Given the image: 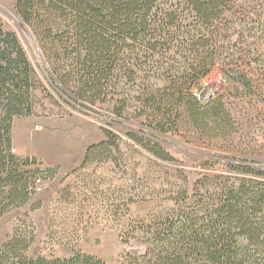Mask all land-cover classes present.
Listing matches in <instances>:
<instances>
[{"label": "trees", "instance_id": "16d2710c", "mask_svg": "<svg viewBox=\"0 0 264 264\" xmlns=\"http://www.w3.org/2000/svg\"><path fill=\"white\" fill-rule=\"evenodd\" d=\"M16 8L40 39L61 86L79 100L112 101L116 116L138 119L154 133L179 134L187 127L208 141L236 133L225 95L204 103L194 84L220 65L242 86L240 93L254 92L243 67L260 53H233L244 34L248 48L261 46L264 25L249 22L247 0H18ZM37 81L17 34L0 25V218L26 205L36 180L54 172L25 169L36 160L13 153V121L33 115ZM130 82L138 88L134 97L121 89ZM105 135L89 146L82 166L115 160L113 148L119 146L113 133ZM130 136L144 144L139 134ZM150 144L157 157L175 160L159 143ZM234 167L264 177L251 165ZM208 180L186 201L184 221L156 236L162 244L147 245L142 254L128 252L120 264H264V181L231 175ZM29 247L25 237L14 236L0 247V264H106L81 253L29 257Z\"/></svg>", "mask_w": 264, "mask_h": 264}, {"label": "rangeland", "instance_id": "374dc122", "mask_svg": "<svg viewBox=\"0 0 264 264\" xmlns=\"http://www.w3.org/2000/svg\"><path fill=\"white\" fill-rule=\"evenodd\" d=\"M17 1L0 0V25L17 34L40 90L33 115L13 121V153L36 160L25 169L54 172L43 174L26 205L0 218V247L18 235L30 241L29 257L65 259L81 253L120 264L128 252L142 254L147 245L162 244L156 236L184 221L186 201L195 199L198 188L211 182L208 179L231 175L264 181L234 167L245 163L264 171V32L259 48L254 44L248 48L244 34L233 50L239 56L244 53L240 49L260 53L261 58L246 60L243 67L253 81V93H240L242 86L220 65L194 84L204 103L225 95L237 123L232 137L208 141L187 127L179 134L154 133L138 119L116 116L112 101L92 105L76 98L53 73L40 39L17 12ZM247 1L244 13H250L249 22L264 25V0ZM121 89L132 97L138 91L132 82ZM106 131L119 146L117 151L113 148L115 160L98 159L82 166L89 146L106 140ZM130 133L139 134L144 144ZM150 141L175 160L154 155L147 146Z\"/></svg>", "mask_w": 264, "mask_h": 264}, {"label": "built area", "instance_id": "2783aa9c", "mask_svg": "<svg viewBox=\"0 0 264 264\" xmlns=\"http://www.w3.org/2000/svg\"><path fill=\"white\" fill-rule=\"evenodd\" d=\"M41 182H42V179L41 178H38L36 180V184H35V189L37 188V190L39 189L38 187L41 185Z\"/></svg>", "mask_w": 264, "mask_h": 264}, {"label": "crops", "instance_id": "0c3cea01", "mask_svg": "<svg viewBox=\"0 0 264 264\" xmlns=\"http://www.w3.org/2000/svg\"><path fill=\"white\" fill-rule=\"evenodd\" d=\"M84 157H85V155H84Z\"/></svg>", "mask_w": 264, "mask_h": 264}, {"label": "water", "instance_id": "95a60500", "mask_svg": "<svg viewBox=\"0 0 264 264\" xmlns=\"http://www.w3.org/2000/svg\"><path fill=\"white\" fill-rule=\"evenodd\" d=\"M41 53V52H40Z\"/></svg>", "mask_w": 264, "mask_h": 264}]
</instances>
